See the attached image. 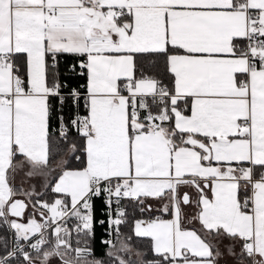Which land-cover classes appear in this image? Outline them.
I'll return each mask as SVG.
<instances>
[{
	"label": "snow or ice",
	"instance_id": "snow-or-ice-1",
	"mask_svg": "<svg viewBox=\"0 0 264 264\" xmlns=\"http://www.w3.org/2000/svg\"><path fill=\"white\" fill-rule=\"evenodd\" d=\"M225 258L264 264V0H0V264Z\"/></svg>",
	"mask_w": 264,
	"mask_h": 264
},
{
	"label": "trees",
	"instance_id": "trees-1",
	"mask_svg": "<svg viewBox=\"0 0 264 264\" xmlns=\"http://www.w3.org/2000/svg\"><path fill=\"white\" fill-rule=\"evenodd\" d=\"M45 199H48L49 201L52 200V195L49 194L47 197H45ZM102 203L100 201H97L96 203V217H97V220L98 218L102 215ZM105 226L106 224H104L103 226H100L99 224H97L96 226V230H95V241L93 243V247L95 249V254L97 257L99 258H104V259H107V257L104 256V253H105V246L103 244H101V238L102 236H104L105 232ZM121 231L128 234V235H131V223H129L128 226H122L121 227ZM133 243L135 245H137V247H142L144 248L145 250H147V242L146 241H137L135 238L133 239Z\"/></svg>",
	"mask_w": 264,
	"mask_h": 264
},
{
	"label": "rangeland",
	"instance_id": "rangeland-1",
	"mask_svg": "<svg viewBox=\"0 0 264 264\" xmlns=\"http://www.w3.org/2000/svg\"><path fill=\"white\" fill-rule=\"evenodd\" d=\"M31 211V209H29V212ZM53 264H58L57 261H53ZM221 264H233V262L231 261V259L229 258H225V260L221 261Z\"/></svg>",
	"mask_w": 264,
	"mask_h": 264
},
{
	"label": "built area",
	"instance_id": "built-area-1",
	"mask_svg": "<svg viewBox=\"0 0 264 264\" xmlns=\"http://www.w3.org/2000/svg\"><path fill=\"white\" fill-rule=\"evenodd\" d=\"M108 219V217L107 216H105V215H101L99 218H98V220H107ZM108 228V225L106 224V226H105V230ZM105 230H104V232H105ZM102 237H104L105 239L107 238L106 236H105V234H104V236H102Z\"/></svg>",
	"mask_w": 264,
	"mask_h": 264
},
{
	"label": "crops",
	"instance_id": "crops-1",
	"mask_svg": "<svg viewBox=\"0 0 264 264\" xmlns=\"http://www.w3.org/2000/svg\"><path fill=\"white\" fill-rule=\"evenodd\" d=\"M29 211V210H28ZM37 219H39V217H37ZM23 222H25V223H27L28 222V218H27V213L25 214V218H24V221ZM227 243V241H225V244Z\"/></svg>",
	"mask_w": 264,
	"mask_h": 264
}]
</instances>
